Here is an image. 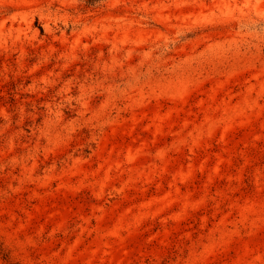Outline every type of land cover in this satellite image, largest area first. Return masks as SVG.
Returning <instances> with one entry per match:
<instances>
[{
	"label": "rangeland",
	"instance_id": "obj_1",
	"mask_svg": "<svg viewBox=\"0 0 264 264\" xmlns=\"http://www.w3.org/2000/svg\"><path fill=\"white\" fill-rule=\"evenodd\" d=\"M0 264H264V0H0Z\"/></svg>",
	"mask_w": 264,
	"mask_h": 264
}]
</instances>
